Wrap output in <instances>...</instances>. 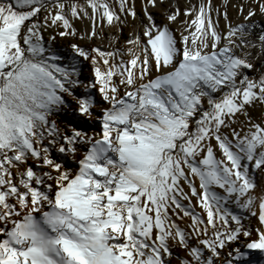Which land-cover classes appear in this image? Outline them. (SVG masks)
<instances>
[{
	"label": "snow or ice",
	"instance_id": "6c2138e0",
	"mask_svg": "<svg viewBox=\"0 0 264 264\" xmlns=\"http://www.w3.org/2000/svg\"><path fill=\"white\" fill-rule=\"evenodd\" d=\"M0 264H264V0H0Z\"/></svg>",
	"mask_w": 264,
	"mask_h": 264
},
{
	"label": "rangeland",
	"instance_id": "374dc122",
	"mask_svg": "<svg viewBox=\"0 0 264 264\" xmlns=\"http://www.w3.org/2000/svg\"><path fill=\"white\" fill-rule=\"evenodd\" d=\"M214 2L217 5H219V4L223 3V0H214ZM233 2H237V0H233ZM139 3H140V0H137V8L138 9H139ZM179 3L181 5V7H183L184 6V3H185V0H179ZM229 15L232 18V20H233L234 23L239 21V17H238L237 12L235 10L229 8ZM181 19H183V17H181ZM257 19H259V17H257ZM85 23H87V22H85ZM76 26H77V28H81L82 27V25L79 22H77ZM105 31H112V32H114L115 30L114 29L113 30L105 29ZM127 35H128V31L125 30V32L123 33V36H127ZM61 43H66V41L65 42H61ZM57 46L59 47L60 45H57ZM253 223H254V221H253Z\"/></svg>",
	"mask_w": 264,
	"mask_h": 264
},
{
	"label": "bare ground",
	"instance_id": "6f19581e",
	"mask_svg": "<svg viewBox=\"0 0 264 264\" xmlns=\"http://www.w3.org/2000/svg\"><path fill=\"white\" fill-rule=\"evenodd\" d=\"M99 43V42H98Z\"/></svg>",
	"mask_w": 264,
	"mask_h": 264
}]
</instances>
